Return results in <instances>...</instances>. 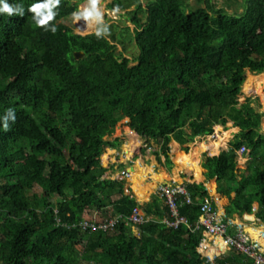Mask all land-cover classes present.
Returning a JSON list of instances; mask_svg holds the SVG:
<instances>
[{"label":"trees","instance_id":"obj_1","mask_svg":"<svg viewBox=\"0 0 264 264\" xmlns=\"http://www.w3.org/2000/svg\"><path fill=\"white\" fill-rule=\"evenodd\" d=\"M82 1L0 0V264H257L235 248L201 254L202 183L186 185L190 203L177 198L189 225L172 227L166 206L105 178L100 156L123 118L165 148L171 135L191 140L232 121L240 130L206 157L207 175L236 186L233 210L250 213L258 201L264 222V111L256 97L239 101L246 72L264 71V0H223L231 12L214 0H112L108 9L125 10L134 28L80 34L64 20ZM241 146L249 159L240 171ZM134 206L145 216L136 225Z\"/></svg>","mask_w":264,"mask_h":264},{"label":"crops","instance_id":"obj_2","mask_svg":"<svg viewBox=\"0 0 264 264\" xmlns=\"http://www.w3.org/2000/svg\"><path fill=\"white\" fill-rule=\"evenodd\" d=\"M264 117V116H263ZM262 119V118H261ZM262 122L260 123V132L264 134L263 128H262ZM220 125L222 129H224L223 125ZM214 125L213 128L216 126ZM226 128L224 130L236 128L235 131H232L230 135L227 137L226 141L224 142L223 147H221L217 153L214 154H208V152H200L198 156V170L200 174V178L197 180L194 177V174L190 171H187L185 168H180L175 163V149L174 144L177 145V148L179 151H182L184 153L189 152L193 145L199 142H204L205 144H208L210 141L217 139V135H215V130L213 131L212 135H204L208 133H204L202 135H196L191 140L187 137L184 139L179 140L176 136L171 135L170 140L167 144V147L165 148L161 142H155L152 138L148 136L143 135H135L136 138L139 141V144L136 148L133 149V152H138V159H140L143 163L144 168H146V177L145 182H153L154 187L153 189L148 193V196L146 198L138 197L134 191L130 188L128 190H125L126 193L132 192L138 202H147L150 201L152 198L156 199V204L158 208H162L164 206L163 201L160 197L157 196V187L161 184H179L183 185L186 188V185L188 183L192 184H198L202 183L206 188V195L204 196H210L213 199V205L218 211L220 215H222L223 218L231 219L233 222H235V225L241 226L242 233H246V229L248 227H251L252 229H260L261 232H264V222H261L259 218L256 216V211L259 208L258 201L252 202V210L250 213L247 212H239L238 210H233L232 207V201L236 197V186H232L231 188L226 189V184L224 182L219 183L217 176L208 177L207 175V167L205 165V159L207 156H218L221 152L226 151L229 147V142L234 138L236 133L240 130L239 126H236L233 124L232 121H227L225 124ZM188 130V129H187ZM108 140L111 142V144L105 146L104 148H107V150H110L108 156L104 158V161H102L101 157V163L104 167H107V171L104 174L105 178H117L118 174L122 170L128 171V176L132 175V167L133 162L135 161L134 156L132 157H126L125 153L123 151V145L129 142V135H112L108 138ZM143 141L144 143H140ZM171 143V144H170ZM189 146V147H188ZM104 150V149H103ZM240 148L237 150V158H236V166L237 168L241 170H246L247 167V161L249 159V149H245V151L240 152ZM132 152V153H133ZM145 155H147V160H145ZM245 153V154H244ZM145 157V158H144ZM150 168L152 171H150ZM237 171V181L240 179V171ZM113 172V177L109 176V173ZM149 173V174H148ZM160 173H162V177L160 176ZM155 174L157 176V179L151 178V176ZM248 184L251 185L254 182L255 176L252 173H248ZM141 209V208H140ZM143 213V211L141 210ZM248 215H251L252 219L249 217H246ZM152 216V215H151ZM150 216V217H151ZM149 218V216H146ZM165 220L166 217H163ZM235 231V228H230L228 233L233 234ZM247 234V233H246ZM264 236V235H263ZM264 241V238L262 239ZM224 251V248L217 252V254H220ZM216 255V254H215Z\"/></svg>","mask_w":264,"mask_h":264},{"label":"rangeland","instance_id":"obj_3","mask_svg":"<svg viewBox=\"0 0 264 264\" xmlns=\"http://www.w3.org/2000/svg\"><path fill=\"white\" fill-rule=\"evenodd\" d=\"M111 1L112 0H84V1H82L78 5L77 11L74 12L70 17L66 18L64 20V22L67 23V24H69V25H72L74 23H77L78 25H81V21L82 20L84 21L85 25H87L88 22H92L93 27L91 29H89V30H87V28H86L84 30L79 31V33H81V34H85V33L87 34V33H91V32H99L100 29H102L103 27H111V29H115V30L117 29L118 30V27L123 26L124 25V22H125V24L127 26H129L130 31H131L134 28V25L129 20H127L125 17L120 16V14H123L125 12V10H110V9H108V4ZM214 2L216 3V5L218 7L222 6V7L226 8L228 12L233 11L234 6H235L234 3L231 4L232 6H230V7L225 6L223 4V0H214ZM90 3L91 4L93 3V4L91 5ZM87 7H95L96 10H97L96 15L94 13H90L92 11H89V13H85L84 14L83 13V10L85 8H87ZM133 7L134 6H130L129 9H132ZM236 10L239 12V11L242 10V8L237 7ZM90 19H92V20H90ZM117 25H118V27H117ZM74 31L75 32H78V30L76 28H74ZM117 47H118V50H119V49H121L122 46L120 44H118ZM135 53H136V49L133 46V44L128 43V49L125 52V55H127L128 57H131ZM250 74L251 73H249L248 71L246 72L245 81L242 84V89H244V86L247 83H249V84L244 89L245 93L242 90V94L239 97V101H243L244 97H249V96L252 97V98H255L256 97V99H254L251 102V105L253 107H255L258 111L261 112V111H264V76L261 77V78H254L253 79V77L249 76ZM258 74L259 73H257V74L256 73H253V75H258ZM246 93H248V94H246ZM261 121H263L262 122V128H263V131H264V117H262ZM216 128H217V126H215L213 128V131L215 130V134L218 133V131L216 130ZM220 128L221 129L219 131V135L222 134L221 130L223 132L226 131V130H224L226 128V126L223 127L224 129H222L221 126H220ZM133 130L134 129H131L129 127V125H128V118H123L122 120H120L116 124L113 135H129V132H133ZM231 132L232 131H230L229 133H231ZM135 134L136 135H139L137 132H135ZM204 135H212V134H204ZM140 143L143 144L144 142L141 141ZM138 144H139V141H133L132 139H129V142L123 145V151H124L126 157H129V156L132 155V157L134 156V158H135L134 159L135 161L133 162L132 165L133 166L135 165V167L138 169V171L132 177H138V178L141 179V181H143L145 179V177H146L145 176L146 175V168L140 167V164L138 162H136V160H138V157H139L138 152L137 151L136 152H133V149L136 148L138 146ZM193 147H195V144L193 145ZM190 151L187 152L184 157H181L180 151L177 148V153L175 152L176 153V155H175V163L177 164V166L180 163L179 161H181V163H183L181 166H178V167L185 168L186 169V164L189 162V154H190ZM107 152H108L107 151V148H104V150L102 151V154L100 156L101 159H102V161H104V163H105V160H104L105 157L103 158V155L105 153H107ZM206 152H212V151L208 150ZM212 153H214V152H212ZM144 156L146 157V158L144 157L145 160H147V155H145V153H144ZM197 167H198V164H197ZM150 171H152L151 168H150ZM187 171H189V170H187ZM113 174H114L113 172H110L109 173V176L113 177ZM132 177L127 176L125 178L126 183H125V186H124V190L130 189V181H129V179L132 178ZM151 178L157 179V176L155 174H153L151 176ZM150 183H152L154 185L153 182H150ZM147 196H148V194L147 195H140V194L138 195V197H141V198H146ZM243 235L246 236V237L251 238L245 232H244ZM260 235L261 236L264 235V232H261V230H260ZM251 240L254 241L253 238H251ZM215 242H216V237L211 236V235H207L205 237V240L202 242V243H205L204 246L201 247L202 250L199 247L200 248V252L202 254H206L208 256H212L208 252V250H209L208 247H214Z\"/></svg>","mask_w":264,"mask_h":264},{"label":"built area","instance_id":"obj_4","mask_svg":"<svg viewBox=\"0 0 264 264\" xmlns=\"http://www.w3.org/2000/svg\"><path fill=\"white\" fill-rule=\"evenodd\" d=\"M244 146L240 147V152L244 150ZM128 176V171L122 170L117 178L122 179ZM183 196L186 203H190L191 199L185 187L179 184H161L157 187V196L163 201L164 206L168 209L171 220H166L169 226L177 227L180 223L187 225V219L185 216L179 214L177 202L178 196ZM128 220L131 224H140L145 220L144 214L138 206H134L131 213L128 216ZM116 220L111 219L103 228L112 229ZM235 228L233 234L228 233V228ZM193 229L201 230L204 238L200 243V248L204 246L202 243L207 235L216 237L223 243L224 249L235 248L238 251L244 252L257 264H264V246L256 240L252 241L251 238L244 236L241 231L240 225H235L231 219L223 218L218 213L213 205V199L210 196H204L200 203V213L197 221L194 224ZM200 248L199 251H200ZM210 249V247H208ZM202 250V248H201ZM202 254V253H201ZM210 257L206 254H202Z\"/></svg>","mask_w":264,"mask_h":264},{"label":"bare ground","instance_id":"obj_5","mask_svg":"<svg viewBox=\"0 0 264 264\" xmlns=\"http://www.w3.org/2000/svg\"><path fill=\"white\" fill-rule=\"evenodd\" d=\"M91 4V3H90ZM93 4V3H92ZM91 4V5H92ZM82 6V5H81ZM82 8V7H81ZM84 8V7H83ZM91 9V10H90ZM89 11H92L90 13H94L96 15V8L95 7H87L83 10V13H89ZM85 16V15H84ZM88 18V17H87ZM95 19V18H94ZM92 20V19H90ZM96 22V21H95ZM87 23V22H86ZM93 27L92 22H88V24L86 25L87 30L91 29ZM86 32V31H85ZM264 72V71H263ZM262 73V72H261ZM257 74V73H256ZM260 74V73H259ZM253 77V76H251ZM244 83V82H243ZM247 89V88H246ZM243 90V89H242ZM217 128L216 130L218 131L217 135V139L210 141L208 144H205L204 142H199L195 144V147H193L190 151L189 154V162L186 164V169L193 172L195 179H199L200 178V174H199V170L197 168V164H198V156L200 152H204V151H212L214 153H217V151L223 147L224 142L226 141L227 137L230 135V131H235L236 128H232L226 131H222V134L219 135V131H220V126L216 125ZM135 133V132H134ZM136 135V134H135ZM174 149L175 152L177 153V145L174 144ZM129 154V153H128ZM127 154V155H128ZM138 171V169L135 167V165L132 167V175L130 177H132L133 175H135V173ZM144 177V176H143ZM145 180V179H144ZM141 181L140 178L138 177H132L129 179L130 181V188L134 191V193L136 194H140V195H147L154 187V185L150 182H145V181ZM137 195V196H138ZM251 216V215H248ZM246 233L253 238L254 240H256L257 242H259L261 245L264 246V241L262 240L264 238V236L260 235V229H252L251 227H248L246 229ZM205 244V243H203ZM224 248L223 243L216 239V242L214 244V247H210V249L208 250L209 252L212 253V255L217 254V252H219L220 250H222Z\"/></svg>","mask_w":264,"mask_h":264},{"label":"water","instance_id":"obj_6","mask_svg":"<svg viewBox=\"0 0 264 264\" xmlns=\"http://www.w3.org/2000/svg\"><path fill=\"white\" fill-rule=\"evenodd\" d=\"M74 26H75V28L78 30V32L77 33H79V31H81V30H84V29H86V25H85V23H84V21L82 20L81 21V25H78L77 23H74ZM81 34V33H80ZM86 34V33H85ZM75 56L76 57H81L82 56V53L81 52H76L75 53ZM133 132H136L135 130H133ZM216 255H218V254H216ZM215 256V255H214ZM213 256V257H214ZM211 258H212V256H211Z\"/></svg>","mask_w":264,"mask_h":264},{"label":"clouds","instance_id":"obj_7","mask_svg":"<svg viewBox=\"0 0 264 264\" xmlns=\"http://www.w3.org/2000/svg\"><path fill=\"white\" fill-rule=\"evenodd\" d=\"M30 10H33V9H30ZM2 11H5V12H7V13H9V15H11V13H12V9L11 8H9V6L7 5V4H5L4 6H3V9H2ZM44 22H46V21H41V23H44ZM263 72V71H262ZM250 73V72H249ZM259 73H261V72H259ZM251 74H253V73H251ZM245 81V80H244ZM241 91H242V88H241ZM213 133V132H212ZM212 133H208V134H212ZM246 149V148H245ZM245 149L243 150V151H245ZM242 151V152H243ZM225 250H227V249H224V251ZM214 256V255H213ZM212 256V258H211V256L210 257H208L209 259H213L214 257Z\"/></svg>","mask_w":264,"mask_h":264}]
</instances>
